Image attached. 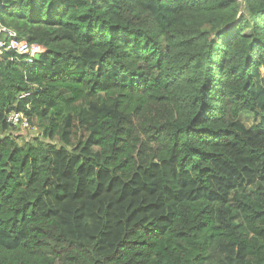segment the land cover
I'll return each instance as SVG.
<instances>
[{"label":"trees","instance_id":"16d2710c","mask_svg":"<svg viewBox=\"0 0 264 264\" xmlns=\"http://www.w3.org/2000/svg\"><path fill=\"white\" fill-rule=\"evenodd\" d=\"M0 6V264H264V0Z\"/></svg>","mask_w":264,"mask_h":264},{"label":"built area","instance_id":"2783aa9c","mask_svg":"<svg viewBox=\"0 0 264 264\" xmlns=\"http://www.w3.org/2000/svg\"><path fill=\"white\" fill-rule=\"evenodd\" d=\"M1 11V6H0ZM0 54L14 53L25 58V62L32 64L39 55H41L45 48L36 43H29L24 39H20L14 30L8 29L0 25ZM31 93L23 95L24 98ZM8 122L14 126L22 129H29L30 124L23 113L13 112L8 117Z\"/></svg>","mask_w":264,"mask_h":264},{"label":"rangeland","instance_id":"374dc122","mask_svg":"<svg viewBox=\"0 0 264 264\" xmlns=\"http://www.w3.org/2000/svg\"><path fill=\"white\" fill-rule=\"evenodd\" d=\"M241 121L249 128H251L257 122L252 116L247 115L242 116ZM14 133L20 138L31 139L37 133V128L33 126H31L29 129L16 128Z\"/></svg>","mask_w":264,"mask_h":264},{"label":"crops","instance_id":"0c3cea01","mask_svg":"<svg viewBox=\"0 0 264 264\" xmlns=\"http://www.w3.org/2000/svg\"><path fill=\"white\" fill-rule=\"evenodd\" d=\"M1 25V24H0ZM3 26V25H2ZM0 38H3V36H0ZM0 56H1V54H0ZM22 97V96H21Z\"/></svg>","mask_w":264,"mask_h":264}]
</instances>
